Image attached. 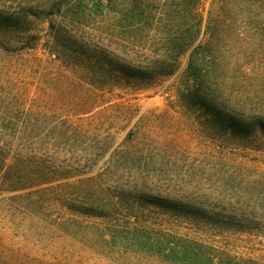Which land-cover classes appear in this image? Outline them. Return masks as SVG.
<instances>
[{"label": "rangeland", "instance_id": "1", "mask_svg": "<svg viewBox=\"0 0 264 264\" xmlns=\"http://www.w3.org/2000/svg\"><path fill=\"white\" fill-rule=\"evenodd\" d=\"M263 1L196 0L199 38L145 88L117 63L162 53L166 0H0V264H179L161 255L174 240L264 264L261 136L183 95L209 23L225 105L264 117Z\"/></svg>", "mask_w": 264, "mask_h": 264}, {"label": "trees", "instance_id": "2", "mask_svg": "<svg viewBox=\"0 0 264 264\" xmlns=\"http://www.w3.org/2000/svg\"><path fill=\"white\" fill-rule=\"evenodd\" d=\"M222 1L223 5L220 8L227 3H238L241 8L247 0ZM195 2L196 0H166L167 24L161 32L162 53L144 67L117 63V77L126 79L128 84H133V86L147 88L152 86L159 77L173 74L177 69L179 57L194 44L201 33V18ZM258 8H264V4H260ZM133 11L135 25H137L145 10L134 5ZM246 17L251 19L250 14ZM2 21L0 19V22ZM259 27L264 28V22H260L257 28ZM214 28L215 26L210 27L207 23L205 33L208 34V40L194 48L190 54L185 75L192 80V84L183 94L184 99L188 105L203 109L213 122L220 125L222 133H229L244 141L257 133L260 134L264 143V117L241 116L226 106L220 96L216 75L219 59L210 50ZM148 199L151 203L163 207L170 205L176 207L175 209H185L179 202H169L160 197ZM161 251V255L165 258L179 264H222L221 259L217 261L213 259L208 247L195 241L174 240Z\"/></svg>", "mask_w": 264, "mask_h": 264}]
</instances>
